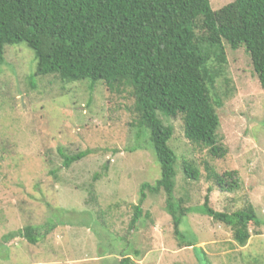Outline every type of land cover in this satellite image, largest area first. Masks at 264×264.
<instances>
[{"label":"rangeland","instance_id":"obj_1","mask_svg":"<svg viewBox=\"0 0 264 264\" xmlns=\"http://www.w3.org/2000/svg\"><path fill=\"white\" fill-rule=\"evenodd\" d=\"M233 2L210 0L214 11ZM225 46V73L214 91L223 104L218 135L228 153L210 159L185 138L180 120L164 119L174 128L173 196L177 207L191 209L180 230L212 264H264V91L245 50ZM34 73V53L25 44L6 48L0 64V264H117L121 251L133 249L143 253L133 257L135 264H200L193 247L179 245L163 190L147 192L146 216L130 228L140 186L154 184L161 169L146 134L137 137L124 95L102 84L91 91L87 82L66 89L53 77H35L32 85ZM87 150L91 155L63 167L60 152ZM185 160L201 173L199 181L185 177ZM206 162L221 173L238 171L239 178L233 193L214 190L210 206L234 212L251 204L263 220L261 227L250 225L245 247L230 228L200 212L210 186ZM49 224L56 228L37 244L11 236L26 227L43 234Z\"/></svg>","mask_w":264,"mask_h":264},{"label":"trees","instance_id":"obj_2","mask_svg":"<svg viewBox=\"0 0 264 264\" xmlns=\"http://www.w3.org/2000/svg\"><path fill=\"white\" fill-rule=\"evenodd\" d=\"M19 44L34 53L32 85L35 77H53L66 89L87 82L91 91L102 84L110 93L124 95L130 102L125 110L139 129L137 137L146 134L161 169L154 184L140 186L131 230L146 216L142 207L147 192L157 195L163 190L179 245L193 247L200 264H212L180 230L191 209L176 206L177 158L169 145L174 128L164 119L180 120L185 138L210 159L226 156L218 135L223 104L214 89L225 73L228 45L245 50L264 91V0H234L219 11L210 0H0V64L6 48ZM91 153L60 152L63 167ZM183 170L187 179H201L191 162L185 160ZM205 171L210 186L200 212L230 228L234 242L245 247L250 225H263L254 207L220 212L210 206L214 190L233 193L239 188L238 171L221 173L209 162ZM55 228L49 224L41 234L26 227L11 236L37 244ZM120 254L117 264H135L133 257L143 253L133 249Z\"/></svg>","mask_w":264,"mask_h":264}]
</instances>
